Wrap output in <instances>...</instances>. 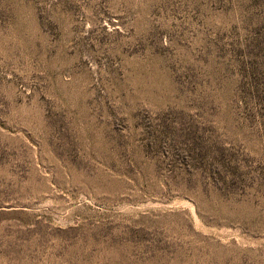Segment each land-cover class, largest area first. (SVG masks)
<instances>
[{"label": "rangeland", "instance_id": "1", "mask_svg": "<svg viewBox=\"0 0 264 264\" xmlns=\"http://www.w3.org/2000/svg\"><path fill=\"white\" fill-rule=\"evenodd\" d=\"M0 264H264V0H0Z\"/></svg>", "mask_w": 264, "mask_h": 264}]
</instances>
